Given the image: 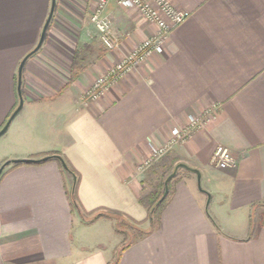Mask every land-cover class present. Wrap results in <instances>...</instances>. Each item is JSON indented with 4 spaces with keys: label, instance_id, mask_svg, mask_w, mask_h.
<instances>
[{
    "label": "crops",
    "instance_id": "obj_1",
    "mask_svg": "<svg viewBox=\"0 0 264 264\" xmlns=\"http://www.w3.org/2000/svg\"><path fill=\"white\" fill-rule=\"evenodd\" d=\"M95 2L55 0L43 43L21 69L23 106L0 164L54 157L0 174V264H264V0H171L188 15L161 49L83 106L92 80L156 32L110 0L105 13L121 45L109 51L90 19ZM51 3L0 0V128L18 105L16 70ZM212 104L216 118L204 130L137 169L188 114ZM217 145L233 167L211 164ZM59 158L78 176L85 217L72 208L73 178ZM178 163L200 172L202 189L178 168L153 224L139 197ZM121 223L129 241H120Z\"/></svg>",
    "mask_w": 264,
    "mask_h": 264
},
{
    "label": "built area",
    "instance_id": "obj_2",
    "mask_svg": "<svg viewBox=\"0 0 264 264\" xmlns=\"http://www.w3.org/2000/svg\"><path fill=\"white\" fill-rule=\"evenodd\" d=\"M110 0H96L90 15L91 22L97 29L100 42L109 51L120 49V39L112 30V23L106 16V7ZM124 8L135 9L150 24L156 27L154 35L142 39L128 52L122 53L111 66L92 80V84L81 93L79 104L87 106L103 97L113 85L120 79L126 77L139 65H142L156 51H159L166 42L172 29L187 17L188 13L175 7L171 0H114ZM218 105L212 104L201 114H188L184 123L179 127L172 128L171 136L160 145H153L148 157L144 158L138 165V170L144 172L170 152L177 145H182L189 140L193 133L204 130L205 127L216 118ZM230 150L217 145L210 157L213 166L219 169L231 168L236 164L235 158Z\"/></svg>",
    "mask_w": 264,
    "mask_h": 264
},
{
    "label": "water",
    "instance_id": "obj_3",
    "mask_svg": "<svg viewBox=\"0 0 264 264\" xmlns=\"http://www.w3.org/2000/svg\"><path fill=\"white\" fill-rule=\"evenodd\" d=\"M55 3V0H52V3L50 4L51 7H50V11H49V14L48 16L46 17V21L44 23V26H43V30L41 32V35H40V38L38 40V43H36L37 45L31 50V52L27 53L24 57H22V60L20 61L19 65H18V70L17 71V83L16 84V91H17V97H18V105L16 106L15 109H13L12 113L10 114V116L8 117V120H6V122H4V125L0 128V136L3 135L9 125H10V121L13 120V118L18 114V112L21 110L22 106H23V97L21 96L22 95V91H21V82H22V71L21 69H23V66L26 62V60L28 59V57H31V55L33 53H35L40 47H41V43H43V40H44V37H45V30L47 29L50 21H51V17L53 16V12H54V5ZM50 156H46L44 158H41V159H12V160H7V161H4L1 165H0V173H2V171L4 170V168L6 166L9 165V163H36V162H40L42 161L43 159H48ZM60 159V158H59ZM61 160V159H60ZM65 167V166H64ZM185 168L187 170H190L192 172H194L196 174V179L198 180V183H199V178H200V172L197 170V169H193V168H190L188 167L186 164L184 163H178L174 170L165 178L164 181V191L162 193V196L161 198L158 200L157 204L161 201L162 198L165 197L166 193L168 192V182H169V179L173 178L177 169L178 168Z\"/></svg>",
    "mask_w": 264,
    "mask_h": 264
},
{
    "label": "trees",
    "instance_id": "obj_4",
    "mask_svg": "<svg viewBox=\"0 0 264 264\" xmlns=\"http://www.w3.org/2000/svg\"><path fill=\"white\" fill-rule=\"evenodd\" d=\"M54 156H50L49 158H53ZM48 158V159H49ZM48 159H43L42 161L48 160ZM40 161V162H42ZM61 164L63 165L64 169L66 170V172H69L73 178L72 181V187L69 193V198H70V203L72 205L73 210H76L82 217H85V215H87V212H85L84 210H82V207L76 197V188H77V183H78V176L76 174V172H74V170L68 165L67 161L65 159L60 160ZM18 163H15L13 165H16ZM3 173V171H2ZM1 174V173H0ZM164 180V179H163ZM158 182L156 184V186H154L152 188L151 191H149L148 193H143L141 194V196L139 197L140 202L144 205V207H146L147 211H148V220H150L151 223L155 224V222H157L158 218H159V212L162 209V206H164V204H166L167 201V196L168 194L166 193L165 197L161 199V201L157 204L158 200L161 198L162 193L164 191V181ZM168 188H169V182H168ZM108 214H117V212L114 211H110L107 210L106 211ZM100 216H102V214H97L95 215L91 220H89L88 222H91L97 218H99ZM117 231L120 232L119 230V225L117 228Z\"/></svg>",
    "mask_w": 264,
    "mask_h": 264
},
{
    "label": "rangeland",
    "instance_id": "obj_5",
    "mask_svg": "<svg viewBox=\"0 0 264 264\" xmlns=\"http://www.w3.org/2000/svg\"><path fill=\"white\" fill-rule=\"evenodd\" d=\"M4 135H6V134H3V135L0 136V159L2 158V156H3V154L5 152H7L9 149H11V148H9L8 144L5 142V138H4L5 136ZM165 156L166 155H164L161 159H163ZM161 159H159L156 163H158ZM154 165H152L151 167H153ZM199 186H200V189H202V180L201 179L199 180ZM119 228H121V230L123 231L122 233H119V234H121L120 235V241H124V240L129 241L132 238L133 234L130 233V230L127 228V226L124 223H121V224H119ZM86 235H88L87 231L86 230H83V232L81 233V236L83 238L84 237L86 238L87 237ZM107 243H108V246H111L112 245L111 240L110 241H107ZM120 244H121V242H120ZM116 249H118V247Z\"/></svg>",
    "mask_w": 264,
    "mask_h": 264
}]
</instances>
